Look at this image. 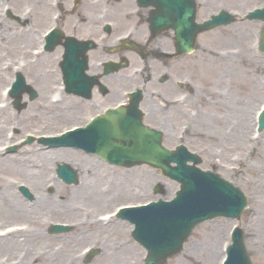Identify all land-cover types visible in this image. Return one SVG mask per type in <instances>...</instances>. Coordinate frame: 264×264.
<instances>
[{"label":"rangeland","instance_id":"374dc122","mask_svg":"<svg viewBox=\"0 0 264 264\" xmlns=\"http://www.w3.org/2000/svg\"><path fill=\"white\" fill-rule=\"evenodd\" d=\"M61 1L65 5V7L61 5L60 8L62 14H135L132 11L136 9L134 2L128 8L130 0L117 2L114 0H80L76 4H73L72 0H59ZM215 2L216 0H211L208 7L214 6ZM11 3H13V12L16 14H24L25 11L35 14L36 6L33 0L24 3L22 0H11ZM217 3L231 8L230 5L235 2L234 0H219ZM236 4L241 5L239 2ZM69 6H72L71 10H67ZM54 8L56 10L55 6ZM208 15L201 14V10H198L197 18L203 19ZM36 16L37 14L32 16L27 24L31 27V31L28 32L23 28L25 35L40 32L42 26L35 21ZM236 16L235 21L228 25L217 26L198 34L195 48L190 54L192 59L189 69L185 68V63L188 64L189 61L185 62L186 58L179 56L181 61L176 65V76L180 78L183 73H188L192 81L193 92L191 98H188L189 106L184 107V110H178V125L181 128L184 125L189 127L186 144L201 155L203 162L200 166L215 169L223 177L240 187L246 195L247 206L238 223L244 230L245 244L252 263L264 264V129L260 132L256 131V115L260 108H264V72L259 73L258 69L253 71L255 81L248 84V87L243 84H234L232 76L228 78L226 73L216 74V70L220 67L218 63L234 58L233 61L241 59L244 44L248 47V54L257 59L259 65H264V52L257 48L258 32L264 31V21L245 19L244 14H236ZM14 30L13 26L12 32ZM22 38L20 37V40ZM27 45H16L15 49H10V51L15 53L12 54L15 56L16 53L24 54ZM0 49H2L1 45ZM5 55L6 52L0 50V60ZM24 73L39 95L44 94V103L41 104L42 109L40 108L39 112L42 117L30 120L25 114H14L11 108L8 109L3 113V124L0 128L2 146L27 133L35 135L57 133L63 130L62 123L67 122L66 113L59 117V111H64L61 108H58L59 111L56 110V112L51 111L46 99V95L52 91L49 93L51 95L53 89H57V85L53 87L54 84L51 83L44 89L37 81L32 80L28 68L24 70ZM219 76L222 79H218ZM56 95L54 93V96ZM39 99L37 98L35 102L38 103ZM180 127H178L179 131ZM11 129H15V134L9 138L7 135L10 131L12 132ZM5 136L7 139H4ZM166 144L171 145L168 142ZM26 147L27 152L0 156L2 197L0 198L2 201L0 262L7 264H143L145 251L130 237L125 222L117 220L112 224L98 225L99 229L79 238L78 230L85 226L82 223L79 224L81 221L78 219L85 218L86 210L92 218L93 215L97 217L100 214L111 212L119 204L137 203L155 198L158 195L153 194L152 184L157 180L164 183V196L170 197L177 186L176 183L163 176L158 169L141 165L124 170L128 185L121 190L115 185L116 182L121 184L123 181L116 174L117 169L115 168L118 167L112 166L114 170L109 173L113 174L108 181L109 173L106 170L101 172L97 168L95 172L91 165L92 175L89 176V186H83L80 178L74 194L68 193L73 195V200L77 199V204H72L73 201L62 203L63 207L66 204L69 205V211L63 212L58 208L59 206H46L49 208L40 206L39 208L38 204L43 206L44 199L49 196L45 192L46 183L49 182L48 184H52L53 187L57 186L56 194L65 190L67 186L60 185L57 179L50 178L48 171L43 172V176L47 178L40 176L42 178L37 179L36 186L31 185V178L38 175V169L33 172L28 170L37 168L35 164L43 161L31 157L30 154L34 155L31 152L37 153L39 158L47 157V155L46 152L38 153ZM8 164H14V169L9 168ZM52 170L54 171L50 169V172ZM23 172L30 176V180L23 175ZM20 182L28 185L33 193V202H37V206L26 203L17 192L16 184ZM5 186L7 192L4 190ZM105 188H108V191L102 192ZM56 194L51 196L55 202L59 198ZM61 194L64 193L61 192ZM93 199L95 201H92ZM10 204L17 208L10 209L12 207ZM51 221L70 222L74 228L60 234L65 236L64 238L63 236L60 238L52 236L51 239L44 234L47 223ZM234 223L236 220L226 217H216L199 223L191 231L183 248L169 257L166 264H219L224 256L223 248L229 240L230 229ZM122 224L124 227L121 226ZM100 230L107 232V242L108 240L111 242L109 249L116 251V254L112 259L108 257V254L99 251L88 262H84L77 256V254L80 255V248L85 242H93L100 249L98 243L103 240L99 235ZM80 240L82 243L79 242ZM67 241H70L68 242L70 245ZM126 244L128 247H125Z\"/></svg>","mask_w":264,"mask_h":264},{"label":"water","instance_id":"95a60500","mask_svg":"<svg viewBox=\"0 0 264 264\" xmlns=\"http://www.w3.org/2000/svg\"><path fill=\"white\" fill-rule=\"evenodd\" d=\"M149 3H154V0L140 1L143 5ZM157 9H160L159 5ZM260 13L263 14L248 16L264 19V9L260 10ZM155 17L157 14L152 16V23ZM168 17L174 18L170 15ZM182 18H187L190 27L193 28L188 42L191 43L199 30L227 22L231 16L228 14L223 18L222 15H218L201 24L194 23V14H186ZM261 46L264 49V38ZM133 112L134 119L129 121L128 126L124 128L116 127L117 124L109 126L110 129L106 130L105 135L107 145H104L102 150L103 155L111 161L126 165L147 162L162 168L164 173L181 182L177 197L171 201L159 200L123 210L128 212L126 216L135 223L133 234L147 249L144 264H163L167 256L181 248L182 242L195 223L214 215L239 216L245 205V197L237 187L217 173L189 166L185 160L177 161L176 168L170 167V160L176 159L173 157L174 153L160 144L159 132L143 127L139 113ZM124 122L125 120L121 121ZM91 148L98 149L97 146ZM232 240L223 264H250L241 229L234 231Z\"/></svg>","mask_w":264,"mask_h":264},{"label":"flooded vegetation","instance_id":"af4514ba","mask_svg":"<svg viewBox=\"0 0 264 264\" xmlns=\"http://www.w3.org/2000/svg\"><path fill=\"white\" fill-rule=\"evenodd\" d=\"M204 12L214 6L208 7L211 0H199ZM258 0H240V6L235 2V8L241 9L243 6L257 3ZM245 12V10H241ZM72 14L68 19L62 18L60 27L64 32L77 37L92 38L97 45L89 51L87 72L96 75L99 82L96 83L91 93L87 97L71 95L72 106L68 109L72 112L66 115L69 122L81 125L86 123L91 116L102 110L114 106L127 100V94L134 87H140L146 93L141 100V106L145 109L147 123L165 130H173L178 124L177 112L180 107H188V98L183 102H178L179 78L176 76V65L179 56L173 52L174 36L171 30H166L160 34L152 35L145 22L147 14H122L125 21L119 22L117 14ZM104 23L111 25L110 32L113 35L103 36L99 32ZM124 38L137 40L143 44L140 54L132 51ZM64 38L58 46L59 58L64 55ZM128 58V65L119 67L116 70L104 72L103 62L106 59L120 60ZM132 58V63L130 61ZM47 54H43L36 59H27L24 66L29 69L32 80L38 82L33 72L43 64ZM140 63L141 73L131 76L130 66ZM51 67V66H50ZM54 78L63 81L64 72L57 65L55 60ZM187 68V65L186 67ZM25 74V73H24ZM27 77V75H25ZM188 73L180 75L181 80L189 79ZM78 104L77 107L73 105ZM27 108V106H25ZM172 138V137H171ZM83 164L81 169H83ZM90 172V171H88Z\"/></svg>","mask_w":264,"mask_h":264},{"label":"bare ground","instance_id":"6f19581e","mask_svg":"<svg viewBox=\"0 0 264 264\" xmlns=\"http://www.w3.org/2000/svg\"><path fill=\"white\" fill-rule=\"evenodd\" d=\"M20 1V0H19ZM29 0H22V3L24 2H28ZM128 8L131 7L132 2L129 1L128 2ZM33 4L34 6H36V10H35V14H37L38 17L41 18V21L47 19L48 17L52 16V14H55V8L54 6H60L58 0H33ZM7 31V30H6ZM26 42H29L32 38V35H27L26 37ZM8 42V39H7ZM5 44L3 49H10L12 47V45L10 44ZM14 43H16L14 41ZM14 46V45H13ZM15 47V46H14ZM2 49V50H3ZM58 52V51H57ZM57 52L52 53V54H48L47 58L45 59V61L43 62V64L41 66H39L38 68H35L33 70L32 73H34L38 79V83L42 86V88L45 89V87H47L49 84H51L54 80V74L52 71V68L50 67V64L52 62H54L56 60V62L59 61V56H57ZM248 47H246V45L244 44V53L243 56L241 57V59L237 60V61H233L234 59L228 60L224 63H218V65H220V67L216 70V74H220V73H226L228 78H233V82L234 84L238 85V84H243L245 87H248V84H250L251 82L255 81V77L253 75V71H257L259 73L264 72V65H259L258 64V60L255 59L254 57H252L251 55L248 54ZM3 69H0V87L7 85V83L9 82V80H6V82L3 81ZM218 79H222L220 76ZM56 89H53V92H56ZM52 92V91H51ZM50 92V93H51ZM42 97V96H41ZM49 98H52V94L49 95ZM42 102V101H41ZM62 103L58 100L52 101L50 103V109L51 111H55L58 108H61ZM68 106H72L71 103L66 104V107H63L65 109H68ZM74 107H77L78 104L73 105ZM55 108V109H52ZM30 110L28 111H21L22 113H24L27 118H29L30 120L33 118H41L42 116H40L39 114V110L37 108H29ZM8 111L7 106L5 105L4 107L0 106V127L3 124V113ZM59 111V110H57ZM59 117H61L63 115V112L59 111ZM30 116V117H29ZM34 116V117H33ZM25 117V116H24ZM27 152V151H25ZM42 152H46L45 154L47 155V157H44V159L47 160V163L49 162H54L58 159H61L62 157H70L72 160V166L77 167L78 170H81V166L84 162H87L85 158H83V154L79 153V152H75V150L73 149H67L66 152L61 151V149H55V150H44ZM41 152V153H42ZM31 153H33L34 155L32 156V154H30L31 157H35L37 159H41L37 156V153H35L34 151H32ZM27 154V153H25ZM44 154V156H45ZM30 162V161H29ZM42 164H44L43 161H41ZM7 163V162H6ZM40 165V163H39ZM9 168H13L14 169V164H8ZM38 168H32L31 170H28L29 172H33L34 170H37ZM39 175L41 174V170H39ZM23 175H26L28 177V179L30 180V176L23 172ZM121 179L124 180L125 176L120 175ZM38 180H40L39 176H34V179L31 178V181L34 180V182H36ZM84 182H88L87 180H84ZM124 182L122 181L121 184H123ZM117 187H119V183L116 182ZM7 186V185H6ZM6 186L4 187V190L6 191ZM7 192V191H6ZM5 193V192H4ZM6 194V193H5ZM7 195V194H6ZM0 198L1 197V193H0ZM13 198V197H12ZM14 201V198L12 199ZM92 201H95V199H93ZM2 201L0 200V207L1 206ZM37 203V202H36ZM38 204V203H37ZM37 204H34L35 206H37ZM12 207H10V209H16L17 207L14 206L13 204ZM47 205H51L50 203H47ZM39 208H40V204H38ZM16 207V208H15ZM9 240V239H8ZM128 247V245L126 244L125 247ZM116 252H111L110 256L112 257V259L114 258ZM21 262V261H20ZM114 264V263H113ZM117 264V263H116Z\"/></svg>","mask_w":264,"mask_h":264}]
</instances>
